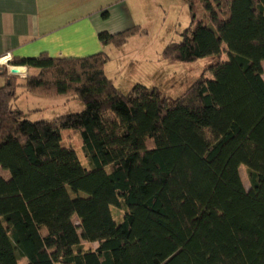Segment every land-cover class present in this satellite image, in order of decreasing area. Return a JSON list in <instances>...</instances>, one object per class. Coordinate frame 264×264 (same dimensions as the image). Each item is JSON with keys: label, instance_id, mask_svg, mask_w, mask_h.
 <instances>
[{"label": "trees", "instance_id": "16d2710c", "mask_svg": "<svg viewBox=\"0 0 264 264\" xmlns=\"http://www.w3.org/2000/svg\"><path fill=\"white\" fill-rule=\"evenodd\" d=\"M188 4L192 22L162 57L229 59L173 100L142 83L122 92L105 51L14 57L40 70L23 84L0 68V264H264V0ZM139 30L99 38L122 47ZM20 87L85 108L31 120L14 107Z\"/></svg>", "mask_w": 264, "mask_h": 264}, {"label": "rangeland", "instance_id": "374dc122", "mask_svg": "<svg viewBox=\"0 0 264 264\" xmlns=\"http://www.w3.org/2000/svg\"><path fill=\"white\" fill-rule=\"evenodd\" d=\"M127 2L132 5L133 15L140 18L148 34L131 38L123 49L112 45L107 52L110 57L108 63L111 62L108 70L113 66L115 68L116 65H118L117 70L121 69L115 82L124 93L128 92L131 84L142 83L149 87H158L164 97L173 100L202 75L213 77L208 70L211 64L229 59L228 53L224 52L221 58L208 56L190 62L165 60L162 57L164 47L171 41L181 40V32L192 22L188 0H130ZM126 61L128 65L121 68L120 63L124 64ZM12 71L17 72L18 69L12 68ZM27 76L26 74L19 75L18 82L25 83ZM36 97L29 92L23 93L20 87L14 107L21 108L26 113L33 108H42V111H30L31 120L54 118L69 112H79L85 108L83 100L74 97L73 94ZM62 135L63 142L72 146L83 164L87 165L80 134L73 129H64ZM0 170L3 169L0 167ZM240 174L246 189L249 190L251 186L248 171L244 166L240 167ZM113 212L116 220L121 221L125 211L114 207ZM74 220L77 222V217H74ZM84 245L86 248H95L98 244L84 242Z\"/></svg>", "mask_w": 264, "mask_h": 264}, {"label": "crops", "instance_id": "0c3cea01", "mask_svg": "<svg viewBox=\"0 0 264 264\" xmlns=\"http://www.w3.org/2000/svg\"><path fill=\"white\" fill-rule=\"evenodd\" d=\"M127 1L130 0H0V68L7 66L12 74L10 68L14 66L11 65L14 57H33L44 52L53 57H81L101 51L107 53L113 44H102L99 34L103 31L114 34L138 25L139 32L129 37L128 41L139 35H147V28L143 27L138 16L133 15L132 5ZM124 45L119 49H123ZM127 63H120L121 68ZM110 66L109 61L105 65V72L123 92L115 82L121 69L117 70L116 65L108 70ZM13 68L18 69L16 73L19 74L12 75L18 76L40 72L28 66ZM0 79L2 82L3 78ZM133 86L131 84L129 90ZM22 92L26 91L22 88ZM29 94L36 98L43 97ZM21 110L30 118V111L43 109L33 108L27 111L29 113ZM0 174L10 177L7 170H0ZM26 261V258H22L20 262L23 264Z\"/></svg>", "mask_w": 264, "mask_h": 264}, {"label": "water", "instance_id": "95a60500", "mask_svg": "<svg viewBox=\"0 0 264 264\" xmlns=\"http://www.w3.org/2000/svg\"><path fill=\"white\" fill-rule=\"evenodd\" d=\"M13 67H18V66H12L11 68H13ZM11 68H10V72H11L12 74H19V73H16V72L12 71Z\"/></svg>", "mask_w": 264, "mask_h": 264}]
</instances>
